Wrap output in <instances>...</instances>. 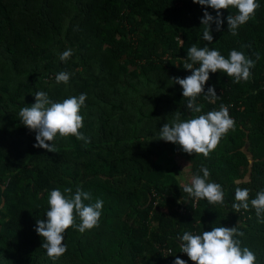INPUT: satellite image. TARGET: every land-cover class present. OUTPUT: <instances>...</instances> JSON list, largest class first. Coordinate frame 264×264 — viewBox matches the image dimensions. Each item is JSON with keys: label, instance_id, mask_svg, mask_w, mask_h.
Here are the masks:
<instances>
[{"label": "trees", "instance_id": "1", "mask_svg": "<svg viewBox=\"0 0 264 264\" xmlns=\"http://www.w3.org/2000/svg\"><path fill=\"white\" fill-rule=\"evenodd\" d=\"M256 2L236 36L227 16L238 10H221L224 22L220 31L211 26L208 44L200 20L204 11L216 12L192 0H0V264H174L177 257L192 264L176 237L219 226H237L243 236L236 239L264 264V222L251 206L239 213L231 207L237 187L250 189L249 202L264 190V0ZM192 45L225 58L242 51L255 61L247 82L210 73L204 91L213 86L219 98L198 96L201 113L187 110L182 88L171 81L191 75L183 64ZM67 49L73 54L61 61ZM61 71L70 74L67 84L55 80ZM38 91L55 102L86 94L80 132L88 143L57 135L55 152L34 147L35 132L18 114ZM221 104L234 129L208 157L157 140L176 112L186 120ZM176 155L191 177L209 169L224 205L183 192L190 182L180 184ZM77 186L92 202L103 200L99 224L83 234L67 229V250L53 260L41 248L36 221L46 220L51 190L70 187L74 194Z\"/></svg>", "mask_w": 264, "mask_h": 264}, {"label": "clouds", "instance_id": "2", "mask_svg": "<svg viewBox=\"0 0 264 264\" xmlns=\"http://www.w3.org/2000/svg\"><path fill=\"white\" fill-rule=\"evenodd\" d=\"M192 2L216 12L213 17L208 11H204L200 20L203 26L202 39L208 44L213 41L211 26L215 24L216 31H220L224 22L221 19V10L230 7L238 10L237 14L227 16V31L236 36L237 29L260 7L256 0H192ZM72 54V49H67L60 54L59 59L66 61ZM254 66L255 61L246 57L242 51L233 49L229 52L228 58H225L216 49L192 45L183 64V68L190 71L191 75L183 79L175 77L171 81L182 88V96L187 98V110L201 113L203 106L196 103L198 96L202 94L208 103H215L219 98L213 86H209L206 93L204 91L210 73L223 72L238 84L250 79ZM69 79L70 74L63 71L55 77L57 83L67 84ZM34 97L35 103L21 108L18 114L22 125L35 132L34 147L55 152V144L50 142L54 141L57 135L61 138L74 136L77 140L89 142V138L80 132L83 127L80 111L82 106H85L86 94L70 96L61 102L51 100L44 91L36 92ZM233 129L234 121L230 118L228 106L221 104L219 110L186 120H181L180 113L176 112L175 119L171 123H164L159 129L157 140L178 145L189 155L195 153L208 157L218 146L221 138ZM199 172L202 175L194 174L190 184L184 185L183 192L197 201L205 199L212 205H224L225 192L222 186L209 181L210 171L207 167L201 166ZM249 193L250 189L237 187L232 209L239 213L242 209L247 211L251 206L257 218L264 222V190L258 191L250 202ZM92 199L91 193L79 186L74 194L70 187L65 188L63 192L59 188L50 191L46 220L38 219L35 226V232L44 241L41 248L46 250L49 258L55 260L64 255L67 246L63 244V233L70 227H75L83 234L98 226L103 200L96 199L92 202ZM85 201L89 203L86 204ZM77 218L79 223L76 222ZM242 236L243 232L237 226L231 228L219 226L213 227L211 231H203L202 234L185 231L176 239L179 241V252L187 255L192 264H256L255 253L248 247H242L241 241L236 239ZM174 264L186 262L177 257Z\"/></svg>", "mask_w": 264, "mask_h": 264}, {"label": "rangeland", "instance_id": "3", "mask_svg": "<svg viewBox=\"0 0 264 264\" xmlns=\"http://www.w3.org/2000/svg\"><path fill=\"white\" fill-rule=\"evenodd\" d=\"M174 162L177 163L180 169L178 174L180 184L191 182L190 166L187 164V162L177 155L174 157Z\"/></svg>", "mask_w": 264, "mask_h": 264}]
</instances>
